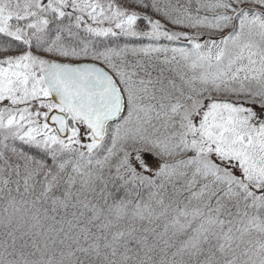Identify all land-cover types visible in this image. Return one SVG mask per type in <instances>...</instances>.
<instances>
[{
  "label": "snow or ice",
  "instance_id": "1",
  "mask_svg": "<svg viewBox=\"0 0 264 264\" xmlns=\"http://www.w3.org/2000/svg\"><path fill=\"white\" fill-rule=\"evenodd\" d=\"M0 264H264V0H0Z\"/></svg>",
  "mask_w": 264,
  "mask_h": 264
}]
</instances>
